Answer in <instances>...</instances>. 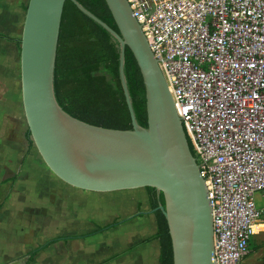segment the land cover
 I'll return each instance as SVG.
<instances>
[{
	"label": "built area",
	"instance_id": "built-area-1",
	"mask_svg": "<svg viewBox=\"0 0 264 264\" xmlns=\"http://www.w3.org/2000/svg\"><path fill=\"white\" fill-rule=\"evenodd\" d=\"M203 179L214 264H243L264 217V0H126Z\"/></svg>",
	"mask_w": 264,
	"mask_h": 264
},
{
	"label": "water",
	"instance_id": "water-1",
	"mask_svg": "<svg viewBox=\"0 0 264 264\" xmlns=\"http://www.w3.org/2000/svg\"><path fill=\"white\" fill-rule=\"evenodd\" d=\"M117 41L119 75L132 128L91 125L65 112L53 84L65 0H28L20 42L25 120L46 167L66 184L93 192L154 187L162 192L173 264H214L207 191L191 154L164 77L126 0H105L119 34L89 12ZM142 76L147 125L135 116L124 73V48Z\"/></svg>",
	"mask_w": 264,
	"mask_h": 264
},
{
	"label": "crops",
	"instance_id": "crops-1",
	"mask_svg": "<svg viewBox=\"0 0 264 264\" xmlns=\"http://www.w3.org/2000/svg\"><path fill=\"white\" fill-rule=\"evenodd\" d=\"M27 3L28 0H0V194H3L4 200L0 204V264H23V257L33 247L46 242L48 245L42 247L28 264H157L159 242L157 239H148L156 232V220L150 210L145 188L111 191L121 193L116 197L124 198L125 193L135 196L132 197L135 207L130 212L125 204H116L114 207L105 198H98L93 216L99 225L115 218L132 216L118 225L87 237H83V234L95 229L86 221L90 219V212L84 214L86 210L75 209V203L71 201L67 202L73 208L67 204L62 207L50 204L45 209V214L36 212L29 215L30 221L28 217L22 218L23 215L18 213L21 204L13 201L28 203V194H34L32 172H41L42 177L49 174L48 182L54 181L56 177L48 168L50 172H42L41 169L46 168L30 158L24 160L19 172L17 170L27 150L19 45ZM53 183L50 187L54 189L50 193L58 195L57 190L65 186ZM22 192L26 193L27 199ZM89 193L91 191L79 193L63 190L59 193L61 198L57 200H87L89 198L84 197V194L88 196ZM10 196L12 202L7 205ZM50 200L54 202L53 199ZM256 200L259 205L264 204L263 196L257 194ZM137 204L140 206L139 210L136 208ZM112 205L116 209L107 210ZM17 215L21 217L18 220ZM26 231L33 234L29 236L25 234ZM71 235L74 238L66 241L65 238ZM243 264H264V217L255 225V234Z\"/></svg>",
	"mask_w": 264,
	"mask_h": 264
},
{
	"label": "trees",
	"instance_id": "trees-1",
	"mask_svg": "<svg viewBox=\"0 0 264 264\" xmlns=\"http://www.w3.org/2000/svg\"><path fill=\"white\" fill-rule=\"evenodd\" d=\"M77 1L119 34L105 0ZM119 62L118 43L113 36L83 13L73 0H65L53 72L55 97L62 109L91 125L119 130L131 129V115L120 80ZM124 73L136 119L141 126L146 127L144 84L136 59L128 46L124 48ZM185 136L189 150L194 155L190 138L186 133ZM26 140L25 155L33 146L28 128ZM145 189L150 210L156 220V232L148 239H157L159 242L157 264H173L168 226L163 210L159 207L164 205L163 194L151 186ZM116 224L117 222H112L99 230L109 229ZM47 245L48 242L27 253L23 257V264L32 261L37 252Z\"/></svg>",
	"mask_w": 264,
	"mask_h": 264
},
{
	"label": "rangeland",
	"instance_id": "rangeland-1",
	"mask_svg": "<svg viewBox=\"0 0 264 264\" xmlns=\"http://www.w3.org/2000/svg\"><path fill=\"white\" fill-rule=\"evenodd\" d=\"M103 72H105V71L103 70ZM26 158H28V159L30 158V159L37 160L43 166L42 168H46V170L45 169H41L42 172H46L47 173L49 171L47 169L46 165L44 164V162L42 161L40 154L38 153V151L36 150V148L34 146H32L30 148V150L28 151V154L25 155L24 160ZM24 160L22 162L20 160V163L21 164H20L19 168L17 169L18 172H19V170H20V168H21L22 163L24 162ZM32 174L34 176V178L32 179L33 182H34L33 185H32V189L34 191V194L33 195L28 194V198H30V200L28 199V203H25V202L21 203V202H18L16 200L13 201L14 203H17L18 205L21 204V206H19V208H18V213L21 216L23 215L22 218H24V217L27 218L28 217L29 221L31 220L30 219L31 217L29 215H33L34 213L36 214V212H41L42 214H45L47 212L45 209H47L50 204H54V206H56V204H59V207H62L63 204H64V206H65V204H67L68 206H71L67 202V201H71V202L75 203V205H73V207L75 209H78L79 208V209L86 210L84 212V214L90 212L89 213L90 219H87L86 221H88V223H90V226H93V228H95V229L94 230H91V231H89V232H87L85 234H83V237H87V236H90V235H93V234H96V233L103 232V231L107 230V229H105V230L104 229L103 230H99L101 227H104L106 225H109L112 222H117L116 225H118L121 222H124L125 220H127L128 218H130L132 216V215H129V217L115 218L112 221H109L107 223H104V224L99 225L95 221V218H94L95 216H93L94 215V212L97 209L96 202H97L98 198L100 200H102L103 198H105L106 201L112 202L114 204V207L117 206V205L118 206H123L125 204L126 206L129 207V212H130V211H132V208L134 210V207H135V203H134V200H133V198H135V196L133 194H131V193H125V196L123 198V197H116V196H119L117 194H121L119 192L118 193H115V192H96V193H93V191H91V193H89L88 196L84 194V197H88L89 198L87 200L86 199H83V200H81V199L80 200H78V199L77 200L76 199H73V200L72 199H68V200L65 199L64 201L63 200H57V199H60L61 198L59 193L60 192H63V190L66 191V192H68V191L73 192L74 191V192H79V193H82L84 190L81 189L82 191H79V190L77 191L73 187H71L70 185L63 183L57 177H54V181L52 180V182H48V179L47 178H48L49 174H47V175H45L43 177L41 175V172H37L36 171V172H32ZM53 182H56L57 184H59V186H65V188H60L59 190H57L58 191V195H56L54 193H52V194L50 193V190H53L54 189L53 187H50L52 184H54ZM16 194H19V193H16ZM22 194L23 195L25 194L24 196L26 198V196H27L26 193L25 192H22ZM2 199H3V194H0V204H2V202L4 201ZM9 199H10V201L7 202V205L12 202L11 201V196L9 197ZM50 199H53L54 202H52V200H50ZM139 207H140L139 204H137L136 208L138 210H139ZM87 209H88V211H87ZM114 209H116V208H113V205H112V208H107V210H109V211H113ZM24 214H25V216H24ZM37 214H39V213H37ZM20 218L21 217H19L17 215V220L20 219ZM22 221H24V220L22 219ZM25 234H27V235L30 236V234H33V233H31L30 231H26ZM34 236H37V235H35V233H34ZM72 238H74V235L67 236V240L66 241H68V240H70ZM36 247H33L31 250H33Z\"/></svg>",
	"mask_w": 264,
	"mask_h": 264
}]
</instances>
